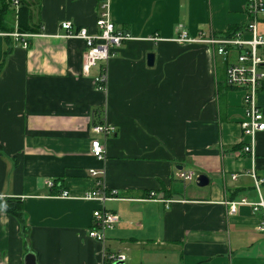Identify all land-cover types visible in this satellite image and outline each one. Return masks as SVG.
<instances>
[{
	"label": "crops",
	"instance_id": "1",
	"mask_svg": "<svg viewBox=\"0 0 264 264\" xmlns=\"http://www.w3.org/2000/svg\"><path fill=\"white\" fill-rule=\"evenodd\" d=\"M247 3L10 1L0 25V264H25L28 253L38 264H103L104 248L125 255L119 264H264V208L255 206L264 201V131L254 159L240 152L244 93L227 84L225 57L215 45L175 40L179 24L195 38H251ZM21 6L29 46L13 35ZM104 12L132 38L115 49L101 91V64L84 74L85 41L61 24L96 32ZM259 27L264 34V20ZM258 103L264 113V81ZM98 110L114 127L105 161L91 153ZM91 168H104L99 176L120 199L78 198L99 188ZM179 171L196 175L185 180ZM200 174L208 185L197 184ZM16 197L23 221L7 209ZM102 207L119 215L105 244L89 236Z\"/></svg>",
	"mask_w": 264,
	"mask_h": 264
},
{
	"label": "built area",
	"instance_id": "2",
	"mask_svg": "<svg viewBox=\"0 0 264 264\" xmlns=\"http://www.w3.org/2000/svg\"><path fill=\"white\" fill-rule=\"evenodd\" d=\"M247 11L250 21L247 24L246 31L250 32L251 38H243L241 32H237L232 37H191L184 25L179 24V36L175 40L184 42H206L216 46V51L226 59V82L229 86L243 90V103L245 108L244 118L241 120L243 130V140L240 152L255 158V149L257 135L264 131V113L258 104V93L261 83L264 81V34L261 32L259 24L264 20V0H248ZM61 26L67 31V37H77L85 41L86 50L83 55V73L88 75L93 67L101 64L100 73L95 78L97 88L106 91L108 86V63L115 49L120 47L123 42L132 38L130 33L116 28L115 23L107 12H104L97 20L96 32H90L87 27H81L73 30L71 21L62 22ZM17 39L22 41L24 46H29L26 36L31 34L15 32L13 34ZM236 54L230 58L232 52ZM98 110L95 116L98 120L93 123L92 131L97 135L91 140V153L98 160L105 161L107 158V138L113 132V125L107 122L105 117L106 111ZM104 114L103 117H101ZM105 173L102 170L91 168L90 174L99 177V188H93L86 191L78 198L85 200H97L104 204L111 199H120L119 192L116 189L108 190L104 179L99 175ZM194 172L179 171L178 176L185 180H192L195 177ZM252 175L256 179V185L259 186L263 181L254 171ZM236 177V176H234ZM50 186L54 185L53 181H48ZM65 198H72L68 190H63L60 194ZM152 196L156 194L151 192ZM248 203L246 199L237 202H230V213L236 212L239 204ZM263 206L264 201L256 203L259 208ZM94 225L89 231V236L96 239L102 244L108 240V231L112 230L119 221V215L105 207L94 210ZM260 229L264 230V221L260 224ZM103 264H119L125 260V255L121 252L103 251Z\"/></svg>",
	"mask_w": 264,
	"mask_h": 264
},
{
	"label": "trees",
	"instance_id": "3",
	"mask_svg": "<svg viewBox=\"0 0 264 264\" xmlns=\"http://www.w3.org/2000/svg\"><path fill=\"white\" fill-rule=\"evenodd\" d=\"M11 0H3V3L5 4V7L0 10V25L3 27V24L6 23V9L10 5ZM104 1V0H102ZM28 19V11L26 6H21L19 13H18V21H19V31L20 32H26L29 30L28 27H26V20ZM25 26V27H24ZM4 30V27H3ZM236 34V32H231L227 34L228 37H232ZM259 104V103H258ZM260 106V104H259ZM7 209L14 214L17 218L21 219L23 221V200L20 197L16 198H8L7 199Z\"/></svg>",
	"mask_w": 264,
	"mask_h": 264
},
{
	"label": "water",
	"instance_id": "4",
	"mask_svg": "<svg viewBox=\"0 0 264 264\" xmlns=\"http://www.w3.org/2000/svg\"><path fill=\"white\" fill-rule=\"evenodd\" d=\"M147 57H148V65L153 66L154 62H155V54L149 53ZM196 182L199 186L204 187V186L208 185L209 178L205 174H200L197 176ZM25 264H38L35 254L28 253L25 256Z\"/></svg>",
	"mask_w": 264,
	"mask_h": 264
},
{
	"label": "rangeland",
	"instance_id": "5",
	"mask_svg": "<svg viewBox=\"0 0 264 264\" xmlns=\"http://www.w3.org/2000/svg\"><path fill=\"white\" fill-rule=\"evenodd\" d=\"M11 7H12V4H11ZM10 13H11V15H13V13H12V11L10 10Z\"/></svg>",
	"mask_w": 264,
	"mask_h": 264
}]
</instances>
